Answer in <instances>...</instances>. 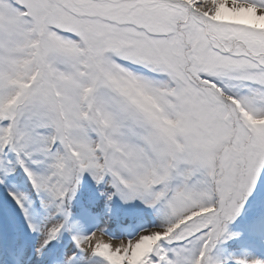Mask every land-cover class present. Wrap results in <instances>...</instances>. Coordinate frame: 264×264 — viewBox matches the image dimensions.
I'll list each match as a JSON object with an SVG mask.
<instances>
[{"label": "snow or ice", "instance_id": "snow-or-ice-1", "mask_svg": "<svg viewBox=\"0 0 264 264\" xmlns=\"http://www.w3.org/2000/svg\"><path fill=\"white\" fill-rule=\"evenodd\" d=\"M0 264H264V0H0Z\"/></svg>", "mask_w": 264, "mask_h": 264}]
</instances>
